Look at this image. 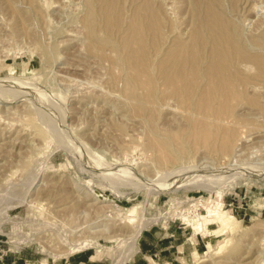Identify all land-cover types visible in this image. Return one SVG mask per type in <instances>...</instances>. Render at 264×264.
Segmentation results:
<instances>
[{
  "label": "rangeland",
  "instance_id": "rangeland-1",
  "mask_svg": "<svg viewBox=\"0 0 264 264\" xmlns=\"http://www.w3.org/2000/svg\"><path fill=\"white\" fill-rule=\"evenodd\" d=\"M137 1L0 0V264H264V98L213 105L223 121L146 76L129 95L107 30ZM174 1L152 4L188 20ZM220 1L254 44V0Z\"/></svg>",
  "mask_w": 264,
  "mask_h": 264
},
{
  "label": "bare ground",
  "instance_id": "bare-ground-1",
  "mask_svg": "<svg viewBox=\"0 0 264 264\" xmlns=\"http://www.w3.org/2000/svg\"><path fill=\"white\" fill-rule=\"evenodd\" d=\"M164 1L175 3L174 0ZM137 2L140 4L136 7L134 16L126 21L127 26H123L124 19H118L107 30L113 35L121 30L124 33L118 45H113V49L125 56L124 66L126 71H129L128 81L132 84L129 83L126 88L123 87L127 93H130L129 95L132 91L134 95L136 90L142 87L143 79H145L143 77L146 76L148 79L146 81H149L152 87L153 96L167 95L165 92L168 91V96L177 99L188 113H192L200 104L199 111H202L199 114L202 115L203 120L211 116L219 119L231 116L234 109L228 111V115L221 117L220 112L213 113L215 110L213 105L227 102L231 104L233 102L234 105L235 100L247 98L249 90L259 95L260 99L264 98V4L260 6L258 4L260 0H254L252 6L249 2L247 11H244L247 15L245 20L248 21L256 16L260 19V22L257 20L259 24L256 22L257 29L248 28L249 32L254 31L253 35L252 32L248 33L254 36L250 37L254 44L249 45L247 42L249 46L246 45L238 28L228 18L227 12L221 7V1L191 0L192 12L188 20L187 17L169 14L165 18L161 7L158 8L159 5L156 8L153 7L152 0ZM252 25L256 28V24ZM163 32L168 36L163 35ZM162 37L166 41H162ZM152 52L161 58L157 63L155 62L156 64H153ZM117 60L119 62V59ZM147 84H145L146 88ZM136 97L139 99L134 95V98ZM207 102L213 107L204 109ZM195 123L191 118V127ZM205 123L203 122L204 125ZM166 139L176 142L173 134ZM165 142L161 146L168 151L169 145L167 140ZM215 219L219 220L224 227H229L227 226L230 224L228 218L217 215ZM135 231L137 234L140 232ZM135 239L137 238L134 237ZM207 247L211 249L212 245L207 242ZM79 249H74L72 252Z\"/></svg>",
  "mask_w": 264,
  "mask_h": 264
}]
</instances>
